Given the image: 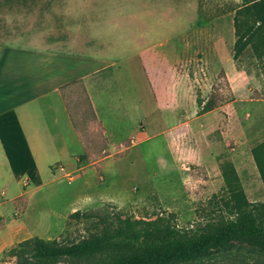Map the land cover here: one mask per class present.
<instances>
[{
  "label": "rangeland",
  "instance_id": "374dc122",
  "mask_svg": "<svg viewBox=\"0 0 264 264\" xmlns=\"http://www.w3.org/2000/svg\"><path fill=\"white\" fill-rule=\"evenodd\" d=\"M260 1L0 0L1 28L9 16L15 28L46 34L40 43L51 42L54 54L79 42V70L102 91L90 92L96 117L81 84L64 92L84 145L80 175L97 190L80 219L89 210H104L133 233L140 222L162 220L191 238L232 216L228 200L264 204V176L253 155L264 143V71L249 45L237 61L244 75L234 93L224 72L229 60L222 64L216 55L222 43V56L233 58L234 10ZM250 30L259 31L253 41L264 40L263 24ZM209 98L216 108L205 114ZM138 105L140 113L134 111ZM255 214L264 227V208ZM85 220L60 234L53 229L52 239L43 240L69 246L90 231L113 230L98 219ZM132 255L120 249L60 264H114ZM174 264H264V241L240 240Z\"/></svg>",
  "mask_w": 264,
  "mask_h": 264
},
{
  "label": "crops",
  "instance_id": "0c3cea01",
  "mask_svg": "<svg viewBox=\"0 0 264 264\" xmlns=\"http://www.w3.org/2000/svg\"><path fill=\"white\" fill-rule=\"evenodd\" d=\"M9 18L3 16L0 27V264H12L4 254L17 244L52 239L53 229L60 234L86 221L76 215L93 207L97 190L80 175L84 145L64 92L81 84L95 111L91 89L102 92L79 70L84 67L78 61L79 42L66 43L67 49L54 54L51 42L40 43L46 34L15 28ZM217 49L222 64L229 60L224 72L236 93L243 64L234 53L222 56V43ZM169 99L176 100L174 90ZM123 103L127 110V99ZM134 111L140 113L139 105Z\"/></svg>",
  "mask_w": 264,
  "mask_h": 264
},
{
  "label": "trees",
  "instance_id": "16d2710c",
  "mask_svg": "<svg viewBox=\"0 0 264 264\" xmlns=\"http://www.w3.org/2000/svg\"><path fill=\"white\" fill-rule=\"evenodd\" d=\"M234 12V59L239 61L244 58L247 48L251 45L264 71V40L253 41L259 31H249L253 23L264 25V0L240 6ZM86 98L93 116L96 117L87 94ZM215 108L213 100H209L203 111L208 113ZM253 155L264 176V143L254 149ZM225 205L232 216L224 224L213 230H201L191 238L181 236L170 222L162 220L154 223L140 222L142 228L139 233H133L127 222L114 218L109 212L89 210L84 213L83 219H98L112 226L113 230L100 234L90 231L87 237L69 246L62 241L31 238L7 251L4 259L22 257L23 264H60L64 261L92 258L106 251L129 249L133 251V255L114 264H174L192 261L240 240L264 241V227L258 224L255 214L259 207L264 208V204L257 205L245 199L233 198L225 202ZM76 217H80V214ZM98 227L99 223L95 230Z\"/></svg>",
  "mask_w": 264,
  "mask_h": 264
}]
</instances>
